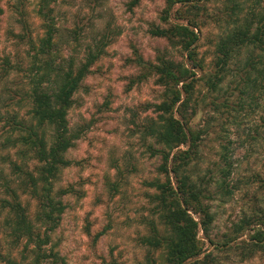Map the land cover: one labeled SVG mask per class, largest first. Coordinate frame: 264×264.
Listing matches in <instances>:
<instances>
[{
  "label": "trees",
  "instance_id": "obj_1",
  "mask_svg": "<svg viewBox=\"0 0 264 264\" xmlns=\"http://www.w3.org/2000/svg\"><path fill=\"white\" fill-rule=\"evenodd\" d=\"M58 2L36 0L34 12L40 19L41 33H35L24 0L13 5L21 30L18 33L11 30V34L28 46L29 66L23 69L19 65L18 69L25 71L30 80L26 93L30 108L26 116H15L10 124L14 135L8 136L7 141L16 149L19 159L10 161L17 186L7 185L12 199H5L2 206L8 209L6 221L15 239L26 242L21 259L9 256L3 264H66L54 235L67 208L65 196L77 191L73 185L60 184L64 169L74 163L68 151L80 138V133L70 125L69 113L76 102V93L102 56L106 43L101 39L100 43L88 45L79 61L64 55L62 44L70 39H65L57 21ZM140 2L132 0L131 6ZM164 3L160 14L163 25L152 23L149 31L165 39L171 48L180 50L183 58L175 59L159 51L154 61H147L136 54L141 72L131 80L142 82L154 76L163 88L161 100L147 104L154 107L155 116L147 115L142 124L133 121L135 133H140L145 141L152 139L151 155L161 158L160 177L145 181L153 191L146 193L151 205L149 214L141 220L147 231L138 237L145 249L139 264H222L212 257V252H205L199 237L201 229L209 232L214 214L210 204L213 177L199 173L205 158L203 143L210 132L209 118H205L207 123L201 127L196 121L210 106L236 109L244 107L246 99L257 92L264 94V0H164ZM5 12L0 0V30ZM210 25L217 33L209 37L214 48L211 60L207 61L199 48L203 30ZM81 32L79 26L71 31L75 44L80 41ZM5 65L11 66L10 60ZM4 69L10 72L11 67ZM228 79L232 80L233 90L225 101L217 103ZM236 91L238 95L233 100L230 97ZM254 131L256 136L249 137L258 142L263 136L264 141V114ZM228 168L229 162L220 168L226 177L232 172ZM222 180L225 183V177ZM112 186L114 189L119 185ZM22 195L34 199V211ZM255 224L251 241L244 243L253 253L264 252V197L263 206L243 218L236 225V232ZM235 239H227L224 245ZM101 264L117 263L105 260Z\"/></svg>",
  "mask_w": 264,
  "mask_h": 264
},
{
  "label": "rangeland",
  "instance_id": "obj_2",
  "mask_svg": "<svg viewBox=\"0 0 264 264\" xmlns=\"http://www.w3.org/2000/svg\"><path fill=\"white\" fill-rule=\"evenodd\" d=\"M131 1L59 0L55 5L58 24L65 39H70L62 44L64 55L74 56L79 61L88 45L95 41L100 43L101 39L106 43L102 56L76 93V102L69 113L70 125L80 133V138L68 151V157L74 163L64 169L60 184L73 185L77 191L65 196L67 208L54 235L66 264H101L105 260L139 264L145 255L138 237L147 231L141 220L143 215L149 214L151 205L146 193L153 191L145 181L160 177L161 158L151 155L149 143L152 139L145 141L140 133H135L133 121L142 124L147 115L155 116L154 107L147 104L158 103L163 88L155 82L154 76L142 82L131 80L141 72L136 54L154 61L159 51L175 59H182L183 53L149 31L152 23L162 24L160 14L164 0H141L135 6H131ZM17 2L2 0L6 12L1 16L0 30L2 264L9 256L21 259L26 242L15 239L6 221L8 209L2 206L5 199H12L7 185L17 186L10 161L19 159L16 149L7 141L8 136L14 135L10 124L15 116H26L30 108L26 96L30 80L25 71L18 69L19 65L23 69L29 66L28 46L11 34V30L16 33L21 30L17 20L19 15L13 7ZM24 2L35 33H41L40 19L34 12L36 0ZM78 26L82 27V32L80 41L75 44L70 33ZM216 33L213 25L203 30L199 50L207 61L211 60L214 48L209 37ZM7 59L11 66L5 65ZM4 67H11L10 72ZM227 81L229 84L226 82L220 91L221 99H216L217 103L225 101L233 90L232 80ZM234 93L230 97L233 100L238 91ZM254 95L246 99L244 107L210 106L196 121L201 127L207 123L205 118H209L210 132L203 143L205 158L199 173L213 177L210 204L214 214L209 232L201 229L199 237L205 252H212V257L222 264H264V252L253 253L244 243L251 241L256 224L236 232V225L243 218L250 217L263 206L264 141L263 136L256 142L249 135L256 136L254 129L262 122L264 94L257 92ZM228 162L232 172L226 177L220 168ZM113 183H117L118 188L112 189ZM22 199L29 202L34 211V199L25 195ZM231 238L237 239L224 245Z\"/></svg>",
  "mask_w": 264,
  "mask_h": 264
}]
</instances>
